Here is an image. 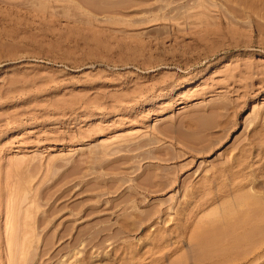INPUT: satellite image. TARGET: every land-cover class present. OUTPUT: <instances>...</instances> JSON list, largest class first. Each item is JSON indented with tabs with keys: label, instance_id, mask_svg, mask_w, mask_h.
<instances>
[{
	"label": "rangeland",
	"instance_id": "374dc122",
	"mask_svg": "<svg viewBox=\"0 0 264 264\" xmlns=\"http://www.w3.org/2000/svg\"><path fill=\"white\" fill-rule=\"evenodd\" d=\"M256 1L0 0V264H264Z\"/></svg>",
	"mask_w": 264,
	"mask_h": 264
},
{
	"label": "bare ground",
	"instance_id": "6f19581e",
	"mask_svg": "<svg viewBox=\"0 0 264 264\" xmlns=\"http://www.w3.org/2000/svg\"><path fill=\"white\" fill-rule=\"evenodd\" d=\"M253 1H256V0H253ZM261 1L264 3V0H261ZM256 2H257V4H259L258 1H256ZM256 2H255V4H256ZM262 2H261V3H262ZM230 7H231V8H234V7H237V6H234V7H233V6H230ZM227 8H228V7H227ZM263 8H264V5H263ZM235 9H236V8H235ZM235 9H233V10H235ZM237 9H238V8H237ZM237 9H236V10H237ZM260 9H262V8L260 7ZM244 10H245V9H244ZM262 10H263V9H262ZM236 12H238V11H236ZM239 13H240V12H239ZM262 14H263V13H262ZM234 16H235V15H234ZM234 16L232 15V17H234ZM262 31H264V30H262ZM255 199H256V198H253L252 200L254 201ZM253 201L250 200L249 202L252 203ZM257 202H258V200H257ZM253 203H254V202H253ZM248 205H249V207H250L252 204L250 205V203H249ZM255 205H256V204H255ZM255 205H254V206H255ZM245 206H247V204H246ZM257 206H258V205H256V207H257ZM260 206L262 207V205H260ZM249 207H248V208H249ZM244 208H245V207H244ZM246 208H247V207H246ZM263 208H264V207H263ZM251 209H253V211H254L255 207H252ZM257 209H258V208H257ZM244 210H248V209H243L242 211H244ZM255 210H256V209H255ZM260 210H261V208H260ZM249 211H250V208H249ZM246 212H247V211H246ZM246 212H245L244 215L241 214L242 216H240L241 218H240L238 221H237V219H236V220L234 219V221H236V222H232V221H231V222H230L231 224H227L228 226H227V225L225 226L226 228H225V227H222V228H224V230H223V229H222V231L220 230V235L217 233V232H218V231H217V232H216V233H217V237H215L213 234H210V236H212V238L215 237V239H214L215 241H219V239H220V237L222 236V234L224 235V232L227 233V235H229L230 233H231V234L233 233V235L230 234V237H229V240H228V244H229V245L227 244V245H228L227 247H232V246H234L235 244H238V243H239V244L241 243V245H242V241H243V240L248 241V240H249L250 238H252L253 236L255 237V231H254V230H255V228H257V227H256L257 224H256L255 226H253V225L251 224V222H252L254 219L252 218L253 220H251V222H250V219H251V218L249 217V215H250L249 213H250V212L248 213L249 215H248ZM251 212H252V210H251ZM253 213H254V212H253ZM256 213H257V212H256ZM256 213L254 214V215H255L254 218L256 217ZM251 214H252V213H251ZM258 214H260V213L258 212ZM229 215H234V214H229ZM229 215H228V216H229ZM250 216H252V215H250ZM263 216H264V214H263ZM235 217H237V214L234 216V218H235ZM252 217H253V216H252ZM229 218L231 219L232 216H231V217H227L226 220L224 219V221L226 222L227 220H229ZM257 218H258V220H259V219H262V221L264 220V219H263L264 217H262V215L260 216V218H259V217H256V220H257ZM256 220H255V221H256ZM258 220H257V222H255V223H258ZM228 222H229V221H228ZM259 222H260V221H259ZM263 222H264V221H263ZM222 223H223V222H222ZM222 223L219 224V225L222 226ZM248 223H250L252 226H249V227H247V228H243V227H245V225H247ZM252 223L254 224V222H252ZM236 224H238V226H239V225H240V226L242 225L241 229L243 228V231H241V233H236V234H234V233H235V232H234L235 230L233 231V229H235ZM250 224H249V225H250ZM219 225H218V226H219ZM262 227H264V226H261V228H262ZM237 228H239V227H237ZM199 230L203 231V229H199ZM239 230H240V229H239ZM239 230H238V232H240ZM258 231H259V230H258ZM194 232H195V231H194ZM198 232H200V231H196V232H195L196 234L193 233V235H194V234L197 235ZM204 232L207 233L208 231H205V230H204ZM253 232H254V235H253ZM210 233H211V231H210ZM214 233H215V232H214ZM228 233H229V234H228ZM258 233H259V232H256V234H258ZM105 234H106V233H105ZM200 234H201V233H199L198 235H200ZM203 234H204V233L202 232V235H203ZM204 235H206L207 238L209 237V233H208V235H207V234H204ZM204 235H203V236L200 235L199 241H201V240L203 241L204 239H207ZM105 236H106V235H105ZM108 236H109V235H108ZM219 236H220V237H219ZM231 236H232V237H231ZM250 236H252V237H250ZM94 237L96 238V236H94ZM198 237H199V236H197V238H198ZM201 237H202V238L205 237V238L202 239ZM218 237H219V239H218ZM223 237H224V236H223ZM77 238H78V237H77ZM195 238H196V236H195ZM212 238H210V239H212ZM230 238H231V239H230ZM248 238H249V239H248ZM75 239H76V238H75ZM92 239H93V238H92ZM92 239H91V240H92ZM210 239H209V240H210ZM221 239H222V238H221ZM221 239H220V240H221ZM226 239H228V237H227ZM247 239H248V240H247ZM209 240H207V242H209ZM222 240H223V239H222ZM222 240L220 241V244H221V245H223V243H225V241H222ZM250 240H252V239H250ZM255 241H256V240H255ZM203 242H204V241H203ZM205 242H206V241H205ZM205 242H204V243H205ZM210 242H211V241H210ZM221 242H223V243H221ZM95 243H96V242H95ZM204 243H203V245H204ZM217 243H218V242H217ZM243 243H244V241H243ZM128 244H129V243H128ZM209 244H211V243H209ZM209 244L206 243L205 245H209ZM225 244H226V243H225ZM124 245H125V244H124ZM126 245H127V244H126ZM126 245H125V246H126ZM213 245H215V246L217 245V246L220 247V245L216 244V242H214ZM127 246H128V245H127ZM223 246H224V245H223ZM221 247H222V246H221ZM221 247H220V249H221ZM207 248H208V246H207ZM209 248H210V250H209V249H206V250H208V252H209V251L212 252L211 250L213 249V247H212V249H211V245H210ZM224 248H226V246H224ZM237 248H238V247H237ZM226 249H227V248H226ZM213 250H214V249H213ZM216 250H217V251H216ZM222 250H223V249H222ZM204 251H205V249H204ZM214 251H216L217 254H221L220 252H222V251L218 250L217 247L215 248ZM218 251H219V253H218ZM224 251H225V249H224ZM224 251H223V252H224ZM208 252L205 251L204 253H208ZM223 252H222V253H223ZM225 252H228V251H225ZM204 253H203V254H204ZM232 253H233V252H232ZM232 253H231V254H232ZM212 254L215 255V253H212ZM217 254H216V255H217ZM225 254H226V253H225ZM227 254H228V253H227ZM229 254H230V253H229ZM204 255H205V254H204ZM217 256H218V255H217ZM219 256H220V255H219ZM233 256H234V254H233ZM132 257H133V256H132ZM227 257H228V256H227ZM137 258H138V257H137ZM229 258H230V257H229ZM231 258H232V257H231ZM233 258H234V257H233ZM233 258H232V259H233ZM129 259H131V258H129ZM132 259H133V258H132ZM228 260H229V259H227L226 261H228ZM129 261H130V260H129ZM137 261H139V260H137ZM230 262H231V261H230ZM127 263H128V262H127ZM129 263H131V262H129ZM219 263H220V262H219ZM219 263H218V264H219ZM175 264H176V263H175Z\"/></svg>",
	"mask_w": 264,
	"mask_h": 264
}]
</instances>
